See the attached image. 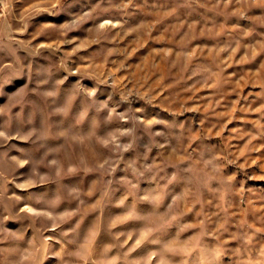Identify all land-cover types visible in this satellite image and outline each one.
Instances as JSON below:
<instances>
[{
	"label": "rangeland",
	"instance_id": "1",
	"mask_svg": "<svg viewBox=\"0 0 264 264\" xmlns=\"http://www.w3.org/2000/svg\"><path fill=\"white\" fill-rule=\"evenodd\" d=\"M0 264H264V0H0Z\"/></svg>",
	"mask_w": 264,
	"mask_h": 264
}]
</instances>
